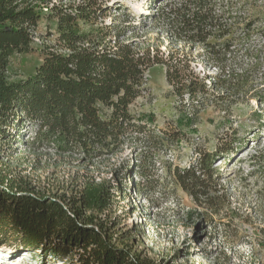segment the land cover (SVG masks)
<instances>
[{"label": "trees", "instance_id": "1", "mask_svg": "<svg viewBox=\"0 0 264 264\" xmlns=\"http://www.w3.org/2000/svg\"><path fill=\"white\" fill-rule=\"evenodd\" d=\"M29 1L0 0V141L12 139L13 128L27 127L31 147L85 161L97 160L126 144L148 147L157 140L178 141L179 132L157 134L132 110L146 91L147 72L158 65L165 68L166 81L183 110L187 104L197 108L209 102L228 106L233 97L250 93L264 102V88L250 86L247 78L261 64L262 51L251 47L256 39L264 47V0H169L160 4L152 15L156 26L184 45L167 53L151 41L136 46L121 38L123 30L116 24L95 26L100 8L91 1L54 6L55 44L44 48L43 61L33 75L10 82V60L32 52L42 17L40 7ZM81 24L89 25V30H82ZM186 46L201 48L198 58ZM246 59L250 63L237 73L238 61ZM195 60L206 62L217 73L201 76L192 67ZM235 150L231 146L214 153L200 151L195 163L187 169L175 168L174 176L196 203L211 208L218 192L214 163ZM146 164L143 156L136 166L141 181L149 178ZM250 165L251 176L264 174V153L252 156ZM6 184L9 189L4 188ZM138 187L144 191L142 182ZM116 190L111 182L85 179L77 195L58 201L18 191L12 180L0 174V226L11 229L24 245L62 251L67 264H142L129 252L113 248L98 226L99 217L116 204Z\"/></svg>", "mask_w": 264, "mask_h": 264}, {"label": "rangeland", "instance_id": "2", "mask_svg": "<svg viewBox=\"0 0 264 264\" xmlns=\"http://www.w3.org/2000/svg\"><path fill=\"white\" fill-rule=\"evenodd\" d=\"M87 1L100 8L95 26L116 24L123 30L121 38L136 46L151 41L164 53L184 47L158 29L153 20L160 4L169 0H31L28 4H37L42 17L34 32L32 52L10 60V82L33 75L43 61L44 48L55 44L57 21L52 8ZM80 26L84 31L90 28ZM260 41L254 40L251 48L262 51L261 64L247 78L250 86L264 88V47ZM185 49L196 58L201 52V48ZM249 60H239L236 72L246 68ZM192 67L201 76L217 73L200 60ZM252 94L233 97L228 106L209 102L197 108L187 104L183 110L166 81L165 68L154 66L146 74V91L132 110L157 134L179 132L178 141L157 140L148 147L126 144L97 160L85 161L33 148L28 144L27 127L13 128L12 139L0 141V174L12 180L18 191L58 201L77 195L85 179L113 183L116 204L99 217L98 226L113 248L129 252L142 264H264V174L251 176L250 165L252 156L264 153V102ZM231 146L236 153L221 155L214 163L218 192L214 205L205 208L183 190L173 170L189 168L200 151L214 153L217 148L222 151ZM143 156L149 178L141 181L136 166ZM4 188L10 187L6 184ZM64 257L62 251L24 245L11 229L0 226V264H67Z\"/></svg>", "mask_w": 264, "mask_h": 264}, {"label": "bare ground", "instance_id": "3", "mask_svg": "<svg viewBox=\"0 0 264 264\" xmlns=\"http://www.w3.org/2000/svg\"><path fill=\"white\" fill-rule=\"evenodd\" d=\"M11 261H13V259H11Z\"/></svg>", "mask_w": 264, "mask_h": 264}]
</instances>
